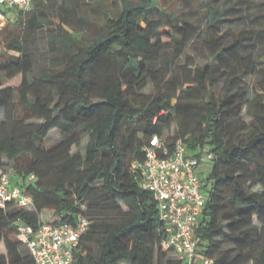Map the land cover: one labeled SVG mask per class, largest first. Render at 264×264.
<instances>
[{
  "label": "trees",
  "instance_id": "1",
  "mask_svg": "<svg viewBox=\"0 0 264 264\" xmlns=\"http://www.w3.org/2000/svg\"><path fill=\"white\" fill-rule=\"evenodd\" d=\"M45 2L33 0L17 21L48 26L52 66L32 75L35 55L20 35L0 50V170L12 167L34 199L33 208H0V264H36L17 236L20 221L62 224L80 213L90 227L73 264H182L161 247L157 202L132 168L154 134L171 150L182 139L196 154L213 153L199 250L214 264H264V86L251 97L245 84L259 70L264 33L224 29L236 17L216 0H205V28L155 0H63L59 13ZM82 8L79 26L92 35L72 20ZM196 41L211 61L195 67L184 55ZM54 129L61 138L47 147Z\"/></svg>",
  "mask_w": 264,
  "mask_h": 264
},
{
  "label": "built area",
  "instance_id": "2",
  "mask_svg": "<svg viewBox=\"0 0 264 264\" xmlns=\"http://www.w3.org/2000/svg\"><path fill=\"white\" fill-rule=\"evenodd\" d=\"M19 6L26 12L32 9L33 0H0V20L7 19L5 9ZM145 158L134 161L139 185L150 191L165 228L161 242L164 250L173 251L182 264H214V258L199 250V221L204 213L208 194L204 177L209 170L213 153L205 150L196 154L185 141L178 139L172 150L166 139L158 134L149 137L143 147ZM14 169L0 170V208L8 209L15 202L20 207L33 208V196L21 183L12 179ZM28 175L27 181L34 179ZM90 227V219L83 213L74 222L54 224L40 222L37 226L20 221L18 238L27 245L36 264H73L75 250L81 236Z\"/></svg>",
  "mask_w": 264,
  "mask_h": 264
},
{
  "label": "rangeland",
  "instance_id": "3",
  "mask_svg": "<svg viewBox=\"0 0 264 264\" xmlns=\"http://www.w3.org/2000/svg\"><path fill=\"white\" fill-rule=\"evenodd\" d=\"M63 0H47L45 2L48 6H53L57 13L61 10L59 9V4ZM160 7H167L173 11H183L187 18L197 24H200L203 28L207 26V5L205 0H155ZM219 7L229 6L232 7L230 10V15L236 17L233 23H224V29L229 28L230 25L240 24L249 28H255L256 30H261L264 33V0H216ZM21 8L15 6L12 9H5L7 14V19L0 20V50H6V37L13 35H20L25 44L29 49H31L35 55V66L32 70V75L37 76L41 74L46 68L51 67V60L53 57H57V53L52 51V43L50 42L48 34V26L39 30H30L27 27L24 28L17 21ZM84 8L76 11L72 14V20L80 29V34L83 33L92 35L95 28L81 29L78 22V16L82 13ZM95 13L94 11L92 12ZM65 14V12H64ZM54 25L59 24L60 16L56 14L54 17ZM64 26L72 30L68 25ZM10 53L19 54L15 50H8ZM189 55L190 59L193 61L194 66H203L208 61H211L209 56V51L205 45L201 42H193L187 49L184 56ZM258 71L254 74H250L245 78V84L248 86V92L251 97H253L256 92L263 91L264 86V48L261 47L258 53H256ZM184 58L182 59V62ZM19 78L14 79L18 81ZM151 87H148L150 90ZM243 116L247 121L252 118L246 109L243 111ZM122 135L120 138L122 139ZM61 138V131L59 129H54L45 140L47 147H51L56 144ZM88 137L84 138L83 145L81 149L85 150V143ZM208 166H211V162H205ZM208 171L206 172L207 175ZM261 189V187H257ZM42 218L44 220L50 218V214L47 210L42 212ZM229 247L230 244L225 245ZM121 264V263H119Z\"/></svg>",
  "mask_w": 264,
  "mask_h": 264
},
{
  "label": "crops",
  "instance_id": "4",
  "mask_svg": "<svg viewBox=\"0 0 264 264\" xmlns=\"http://www.w3.org/2000/svg\"><path fill=\"white\" fill-rule=\"evenodd\" d=\"M14 181V180H13ZM16 182V181H15ZM124 264H128V263H124Z\"/></svg>",
  "mask_w": 264,
  "mask_h": 264
}]
</instances>
